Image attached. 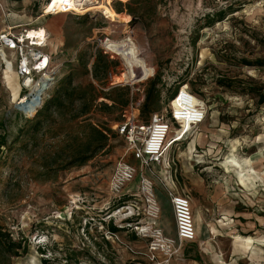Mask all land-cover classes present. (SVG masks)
<instances>
[{
    "label": "rangeland",
    "instance_id": "374dc122",
    "mask_svg": "<svg viewBox=\"0 0 264 264\" xmlns=\"http://www.w3.org/2000/svg\"><path fill=\"white\" fill-rule=\"evenodd\" d=\"M0 4V31L43 29L46 51L57 67L45 107L30 117L14 108L21 95L14 70L0 67V141L5 140L0 148V233L22 247L17 257L0 250V264H152L148 241L133 231L137 220L147 221L136 190L141 174L153 183L159 224L172 238L176 231L163 183L172 181L173 191L189 198L196 238L178 242L169 264H264V7L258 0H112L114 11L127 15L128 10L135 17L127 15L125 24H111L98 11L41 17L45 0ZM104 36L119 46L110 49L115 60L108 75L95 79L94 41ZM134 66L141 73L135 70L140 76L130 83L128 70ZM152 82L150 114L168 120L170 100L187 84L183 90L189 88L194 103H204L206 116L181 139L188 127L172 125L168 141L179 142L150 175L139 170L115 125L131 103H139V121L149 120L141 108ZM88 84L99 95L84 119L110 134L103 150L78 155L85 132L78 122H63L57 110L47 112L46 107L57 93ZM117 89L127 94V106L108 97L118 96ZM80 157L90 159L68 166ZM120 160L137 172L124 196L112 199L108 182ZM171 160L175 164L168 168ZM235 238L251 242L248 249Z\"/></svg>",
    "mask_w": 264,
    "mask_h": 264
},
{
    "label": "built area",
    "instance_id": "2783aa9c",
    "mask_svg": "<svg viewBox=\"0 0 264 264\" xmlns=\"http://www.w3.org/2000/svg\"><path fill=\"white\" fill-rule=\"evenodd\" d=\"M258 4L264 7V0H258ZM77 6L76 0H59L55 6H52V0H45L41 17L72 14L74 7ZM14 30L15 28L7 27L0 31V67L5 70L9 65L10 70H14L18 78L21 95L18 94L17 101L14 103L15 109L17 106L25 104L28 98L32 97L38 90L46 87L45 92L40 96L38 105L34 107L35 113L49 99V92L57 82V67L54 64L53 56L46 51L47 35L44 30L42 38L39 40L28 38V30L26 29ZM32 31L40 32V29ZM110 38V36H104L94 42L96 50L99 49L110 59H114L110 49L118 47L119 44L112 43ZM185 85L187 84L178 87L170 101L171 105L175 101L178 102L169 108L168 120L154 114L148 123H141L138 121L139 103L134 106L131 103L122 114L123 121L115 125V131L125 139L132 158L138 162L140 170L147 169L152 164L159 165L162 163L166 152L176 141L174 138L168 141L173 124H176L178 129H181L183 124L188 127L180 136L179 139H181L192 127L204 120L206 116L204 103L199 100L194 103L195 96L188 87L182 92ZM17 111L26 116L25 112ZM136 172L134 166L122 160L115 164L108 182V192L112 199H120L124 196V191L129 189L128 187L133 182ZM136 190L143 197L142 202L145 211L141 215L147 221L137 220L133 231L139 239L148 241V257L152 264H169L176 253L178 242H192L196 238L189 198L185 195L168 192L176 231V239H173L166 236L163 229L158 225L160 206L156 200L151 180L141 176ZM127 192V196H131L130 191ZM126 209H131L133 212L134 208L128 206ZM112 236L113 234L109 232V238ZM158 255H161L163 260L157 261Z\"/></svg>",
    "mask_w": 264,
    "mask_h": 264
},
{
    "label": "trees",
    "instance_id": "16d2710c",
    "mask_svg": "<svg viewBox=\"0 0 264 264\" xmlns=\"http://www.w3.org/2000/svg\"><path fill=\"white\" fill-rule=\"evenodd\" d=\"M115 11L117 14H120L123 12L118 9H115ZM126 14L132 16L133 17L132 20H134L135 17L133 16L131 11L127 10ZM222 16L223 14H220L219 18H221ZM221 20L222 19H219L217 22ZM114 60L115 59H110L108 55H106L101 50L97 49L95 60L92 65L93 78L97 79L100 76L108 75V73L110 72V67L112 66ZM220 85L224 86L223 83H220ZM154 86H155V82H152L146 92L145 100L141 108V113L146 112L150 114L151 112L149 107L151 105L150 100L154 92ZM121 90L124 91L126 89H121ZM113 92L115 93L118 92L119 95L116 97H111V94L108 95L112 103L120 104L121 106H127V100L125 99V96L127 94L122 95L120 89L114 90ZM98 95L99 93L97 92L96 88L92 84H88L84 87L68 88V89H65L57 93V95L51 99V101L48 103L46 107L47 112L51 108L57 110L58 114L63 118V122H78V125L80 126V128L85 132L86 142L81 152L80 153L77 152L78 155H80L81 153L83 154V153H87L91 151L93 153H97L103 150L107 145L108 135L110 134V131L108 129H101L99 126L88 123L86 122V119H84V117L88 115L94 107H96L95 103L98 99ZM99 106L107 110L112 108V105L107 106L106 104H103V103H100ZM44 107H45V104L42 108ZM137 110H139V107ZM154 114L156 113H153V114L151 113L150 118ZM67 115H70L69 119H65V116ZM149 120L146 122H143V121L141 122L138 119V121L141 123H148ZM115 133L117 135L116 131ZM4 145H5V140L2 138V140L0 141V148L3 147ZM89 159L90 157H80L79 159H74V161L72 163H69L68 166L73 167L75 165H82L85 162H87ZM111 229L113 231H116V229L114 228H111ZM21 248L22 247L20 243H15L6 234L0 233L1 252L9 254L10 256L17 257L18 256L17 250Z\"/></svg>",
    "mask_w": 264,
    "mask_h": 264
},
{
    "label": "bare ground",
    "instance_id": "6f19581e",
    "mask_svg": "<svg viewBox=\"0 0 264 264\" xmlns=\"http://www.w3.org/2000/svg\"><path fill=\"white\" fill-rule=\"evenodd\" d=\"M51 1V0H50ZM59 0H52V6H55L57 3H58ZM78 3L82 2V4H78L77 7H74V12L72 14H69V15H83L87 12H90V11H98V12H101L104 16H105V19L110 22L111 24H116V23H122V24H125L127 23V21L129 20V17L125 14H117L114 9L112 8L111 6V2L112 0H100L98 2L95 3V5L93 4L94 1L96 0H76ZM121 1H126V0H121ZM1 6V4H0ZM85 6H88L87 8ZM60 15H67V14H60ZM57 17L59 15H56ZM60 17V16H59ZM42 35H43V29H40V32H33V31H29L28 32V38H31V39H34V38H37L39 40V38H42ZM126 47L127 46H130V44H124ZM139 61H140V65L141 67L143 68H146V63L141 59L139 58ZM135 70H138L140 71L141 73V70L140 68H137L136 66H134V68L132 69H129L128 70V82H133V80L137 79L139 76H135ZM6 72H11L10 68H9V65H7V68L4 70ZM184 90H182L183 92ZM17 101V100H16ZM178 101H175L173 102V106L176 105ZM25 113H26V116L30 117V116H33L34 114V107H30L29 109L25 110ZM231 163L235 166H237V163L235 160H231ZM252 172L253 173H256L254 171V169H252ZM239 175H241V173L239 172L238 173ZM240 177V176H239ZM247 181H251V178H246ZM240 182L242 183L243 182V179L242 177H240Z\"/></svg>",
    "mask_w": 264,
    "mask_h": 264
},
{
    "label": "crops",
    "instance_id": "0c3cea01",
    "mask_svg": "<svg viewBox=\"0 0 264 264\" xmlns=\"http://www.w3.org/2000/svg\"><path fill=\"white\" fill-rule=\"evenodd\" d=\"M179 142V141H178ZM177 143V142H176ZM168 156V151L166 152V154H165V156H164V160L162 161V163L161 164H163L164 163V161H166V157ZM138 163V162H137ZM161 164H159V165H161ZM175 163H174V161L173 160H171L170 161V163L168 162L167 163V167L168 168H170V165H174ZM153 166H158V165H155V164H152V165H150V167L149 168H143L142 170H140L141 172H143V171H147L150 175H153L154 173H153V171H152V168H153ZM141 176H144L143 174H141ZM170 184V183H169ZM168 183H163V187H164V189H165V191H166V197H168V192H172V193H174V194H176L175 193V191H173V189H172V186H174V183L171 181V184L169 185ZM218 210L221 208V207H219V206H221L220 205V200H219V202H218ZM221 216H228V214L227 213H222V215ZM160 219V218H159ZM201 220V219H200ZM222 221H223V218H221V220L219 221V222H221L222 223ZM257 220L255 219V222H256ZM240 222V221H239ZM158 225L161 227V225L159 224V221H158ZM209 230L210 231H214L215 229L213 228V226L211 225V226H209ZM195 232H196V229H195ZM166 235V234H165ZM166 236H168V235H166ZM168 237H170V236H168ZM170 238H172V237H170ZM237 238V237H236ZM235 238V239H236ZM173 239H176V237H174ZM236 243H239V247H242V246H244L243 247V249L244 250H247L248 249V247H249V245H250V243L249 244H246L244 241H242V240H237L236 239Z\"/></svg>",
    "mask_w": 264,
    "mask_h": 264
},
{
    "label": "water",
    "instance_id": "95a60500",
    "mask_svg": "<svg viewBox=\"0 0 264 264\" xmlns=\"http://www.w3.org/2000/svg\"><path fill=\"white\" fill-rule=\"evenodd\" d=\"M45 88L38 90L32 97L28 98L25 104L17 106L16 109L25 112L30 107H36L40 101V96L45 92Z\"/></svg>",
    "mask_w": 264,
    "mask_h": 264
}]
</instances>
